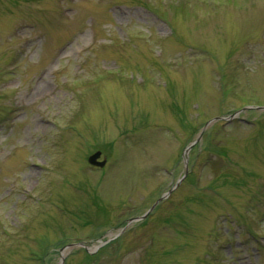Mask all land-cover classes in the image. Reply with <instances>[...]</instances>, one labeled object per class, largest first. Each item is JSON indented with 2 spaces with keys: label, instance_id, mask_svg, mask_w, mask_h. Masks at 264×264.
<instances>
[{
  "label": "rangeland",
  "instance_id": "374dc122",
  "mask_svg": "<svg viewBox=\"0 0 264 264\" xmlns=\"http://www.w3.org/2000/svg\"><path fill=\"white\" fill-rule=\"evenodd\" d=\"M0 264H264V0H0Z\"/></svg>",
  "mask_w": 264,
  "mask_h": 264
},
{
  "label": "water",
  "instance_id": "95a60500",
  "mask_svg": "<svg viewBox=\"0 0 264 264\" xmlns=\"http://www.w3.org/2000/svg\"><path fill=\"white\" fill-rule=\"evenodd\" d=\"M248 110H249V108H247ZM240 113V112H239ZM238 114V113H237ZM232 119H234V117L232 118ZM222 121L223 119H215V121ZM225 120H228V119H225ZM214 121V122H215ZM207 126H209L208 124H207ZM194 145L195 144H192V145H190L191 147H189L188 149L189 150H191L193 147H194ZM187 149V150H188ZM101 156H102V153L99 151L97 154H95V155H92V156H90L89 158H88V161H89V164L92 166V167H96V168H104L106 165H107V161H103V162H101L99 159L101 158ZM171 192L172 191H170L168 194H166L165 196H163V198H161L160 199V201L159 202H157L154 206H153V208H151L150 209V211L148 212V213H146L145 215H143V216H141V218H138V219H134V220H132L128 225H127V227H129L131 224H133V223H139V222H141V221H144V220H146L147 218H148V216L149 215H151V213L153 212V211H155L157 208H158V206L160 205V203L161 202H163V201H165V200H167L168 198H169V194H171ZM126 229H124L123 231H122V233L125 231ZM121 233V234H122ZM121 234H120V236H121ZM115 238H113L112 240H108V241H106V242H103V243H101V245L99 246V247H97L96 249L97 250H99V249H101V248H103V246H106V245H108V244H110V243H112V241L114 240ZM75 247H78V248H84L85 250H88L89 251V247L87 246V245H85V244H83V245H73V246H69V247H67V248H70V249H73V248H75Z\"/></svg>",
  "mask_w": 264,
  "mask_h": 264
},
{
  "label": "trees",
  "instance_id": "16d2710c",
  "mask_svg": "<svg viewBox=\"0 0 264 264\" xmlns=\"http://www.w3.org/2000/svg\"><path fill=\"white\" fill-rule=\"evenodd\" d=\"M44 257H45V255H44ZM44 257H43V258H44Z\"/></svg>",
  "mask_w": 264,
  "mask_h": 264
}]
</instances>
